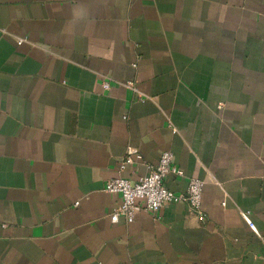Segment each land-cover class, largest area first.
Masks as SVG:
<instances>
[{
	"label": "crops",
	"instance_id": "crops-1",
	"mask_svg": "<svg viewBox=\"0 0 264 264\" xmlns=\"http://www.w3.org/2000/svg\"><path fill=\"white\" fill-rule=\"evenodd\" d=\"M166 150L205 219L113 222ZM0 264H264V0H0Z\"/></svg>",
	"mask_w": 264,
	"mask_h": 264
},
{
	"label": "built area",
	"instance_id": "built-area-1",
	"mask_svg": "<svg viewBox=\"0 0 264 264\" xmlns=\"http://www.w3.org/2000/svg\"><path fill=\"white\" fill-rule=\"evenodd\" d=\"M103 86L109 88L110 82L105 80ZM128 86L139 92L131 83ZM139 94L142 96L141 93ZM136 162L146 164L140 153L129 149L123 157L119 168L123 170L126 168V165L135 164ZM169 174L180 176L183 175V172L174 163L172 151L166 150L161 153L159 161L156 164L148 165L147 173L139 177L136 181L121 176L108 179L104 189L107 192L119 194L121 197L118 205L110 213L111 220L117 222L123 217L127 222H133L139 199L145 201L144 209L156 217L166 205L186 203L193 213L204 220L206 217L202 208L204 180L198 177H192L189 180L187 189L184 192L176 193L170 190L165 183V179ZM242 214L251 228L257 231L249 213L243 212Z\"/></svg>",
	"mask_w": 264,
	"mask_h": 264
}]
</instances>
